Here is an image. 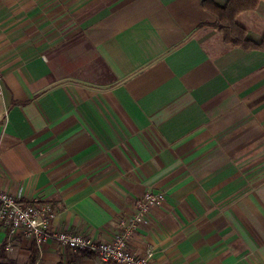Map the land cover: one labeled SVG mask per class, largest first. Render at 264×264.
<instances>
[{
  "label": "crops",
  "instance_id": "crops-1",
  "mask_svg": "<svg viewBox=\"0 0 264 264\" xmlns=\"http://www.w3.org/2000/svg\"><path fill=\"white\" fill-rule=\"evenodd\" d=\"M85 1L65 29L66 0H0V188L99 241L163 191L133 252L264 264V51L225 44L201 0ZM236 21L260 39L264 2ZM6 242L0 263L28 264L34 243ZM35 264L108 263L48 240Z\"/></svg>",
  "mask_w": 264,
  "mask_h": 264
},
{
  "label": "built area",
  "instance_id": "built-area-1",
  "mask_svg": "<svg viewBox=\"0 0 264 264\" xmlns=\"http://www.w3.org/2000/svg\"><path fill=\"white\" fill-rule=\"evenodd\" d=\"M164 198L163 191L145 192L136 200L135 212L120 219V228L112 239L99 241L84 234L52 228L51 222L57 211L51 203L24 202L0 188V228L6 231V246H10L16 237L24 236L38 249L52 240L61 247L95 255L108 264H159L151 249L138 255L130 249L129 243L136 229L148 223L150 209L161 204Z\"/></svg>",
  "mask_w": 264,
  "mask_h": 264
},
{
  "label": "trees",
  "instance_id": "trees-1",
  "mask_svg": "<svg viewBox=\"0 0 264 264\" xmlns=\"http://www.w3.org/2000/svg\"><path fill=\"white\" fill-rule=\"evenodd\" d=\"M261 2L264 0H226L221 5L215 0H201V6L212 17L209 24L220 32L225 44L247 51H264V35L260 39L251 38L246 27L236 21L240 13L257 9ZM37 257L38 249L33 245L30 248L28 264H35Z\"/></svg>",
  "mask_w": 264,
  "mask_h": 264
},
{
  "label": "rangeland",
  "instance_id": "rangeland-1",
  "mask_svg": "<svg viewBox=\"0 0 264 264\" xmlns=\"http://www.w3.org/2000/svg\"><path fill=\"white\" fill-rule=\"evenodd\" d=\"M51 1H53V0H51ZM101 1H103V0H101ZM88 4H89V2L85 1L82 3V5H85V6H75L74 0H66V7L64 8L66 10L65 29L73 28V24H74L75 19L78 16H80L81 14H84V13L91 10L90 5H88ZM51 9H54V10L59 9L60 10L61 6H57V5L51 6Z\"/></svg>",
  "mask_w": 264,
  "mask_h": 264
}]
</instances>
